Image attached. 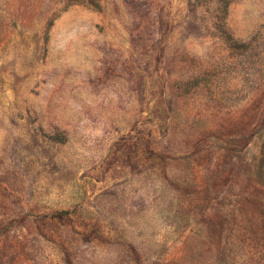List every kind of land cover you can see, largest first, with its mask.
I'll return each instance as SVG.
<instances>
[{"label": "rangeland", "instance_id": "obj_1", "mask_svg": "<svg viewBox=\"0 0 264 264\" xmlns=\"http://www.w3.org/2000/svg\"><path fill=\"white\" fill-rule=\"evenodd\" d=\"M0 264H264V0H0Z\"/></svg>", "mask_w": 264, "mask_h": 264}]
</instances>
